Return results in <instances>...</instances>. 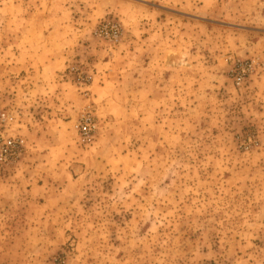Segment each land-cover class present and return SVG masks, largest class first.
I'll use <instances>...</instances> for the list:
<instances>
[{"label":"rangeland","instance_id":"obj_1","mask_svg":"<svg viewBox=\"0 0 264 264\" xmlns=\"http://www.w3.org/2000/svg\"><path fill=\"white\" fill-rule=\"evenodd\" d=\"M0 107V264H264V0H0Z\"/></svg>","mask_w":264,"mask_h":264},{"label":"built area","instance_id":"obj_2","mask_svg":"<svg viewBox=\"0 0 264 264\" xmlns=\"http://www.w3.org/2000/svg\"><path fill=\"white\" fill-rule=\"evenodd\" d=\"M247 67L246 66L243 70V75H240L238 77V80L241 81L243 80V76L247 71ZM8 121V114L0 107V128L4 126L5 122ZM90 122L91 119L87 118L85 122H83L80 126L79 129L84 133V134H88L91 130L90 127ZM22 140L21 141H16L14 138H9L7 140L4 141L3 143V147H2V152L3 153H7L9 151L14 150L17 147V144L20 143L22 144ZM1 152V153H2Z\"/></svg>","mask_w":264,"mask_h":264}]
</instances>
